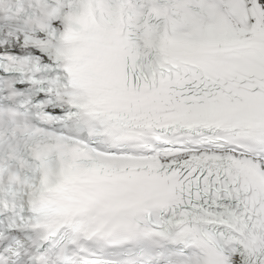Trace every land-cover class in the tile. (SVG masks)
<instances>
[{
	"label": "snow or ice",
	"instance_id": "obj_1",
	"mask_svg": "<svg viewBox=\"0 0 264 264\" xmlns=\"http://www.w3.org/2000/svg\"><path fill=\"white\" fill-rule=\"evenodd\" d=\"M0 264H264V0H0Z\"/></svg>",
	"mask_w": 264,
	"mask_h": 264
}]
</instances>
